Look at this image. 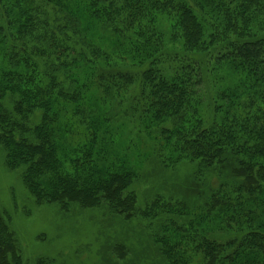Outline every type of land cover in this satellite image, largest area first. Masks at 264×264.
I'll return each instance as SVG.
<instances>
[{
	"label": "trees",
	"instance_id": "1",
	"mask_svg": "<svg viewBox=\"0 0 264 264\" xmlns=\"http://www.w3.org/2000/svg\"><path fill=\"white\" fill-rule=\"evenodd\" d=\"M218 69L236 78L203 117ZM125 128L162 165L229 169L194 211L157 198L140 213L185 218L156 236L167 264H264V0H0V145L35 203L135 215ZM0 264H23L1 216Z\"/></svg>",
	"mask_w": 264,
	"mask_h": 264
},
{
	"label": "rangeland",
	"instance_id": "2",
	"mask_svg": "<svg viewBox=\"0 0 264 264\" xmlns=\"http://www.w3.org/2000/svg\"><path fill=\"white\" fill-rule=\"evenodd\" d=\"M94 30L95 42L105 45V38ZM215 74L202 91L203 117L211 114L216 93H221L236 78L228 69H218ZM40 117V113L33 114L29 126L38 124ZM73 129L78 130L76 136H65L66 142L81 152L79 134L83 128ZM128 130H122L121 137L132 139L124 161L136 174L129 189L136 197V213L130 218L109 213L105 205L85 209L69 204L64 210L57 204L37 205L21 182L22 170H9L5 166L0 145V216L14 237L23 264L39 261L42 262L38 264H167L159 249L160 238L156 236L168 221L180 224L185 218L161 215L155 220H145L140 213L157 198L194 211L215 188L227 184L229 169L215 166L205 177H200L197 163L192 161L162 165L152 154V141L144 138L142 142V133L135 138V132ZM125 145L126 141L106 150L110 157L103 158L101 163L119 159ZM212 227L209 223L208 228ZM231 233H219L216 238L227 240Z\"/></svg>",
	"mask_w": 264,
	"mask_h": 264
}]
</instances>
